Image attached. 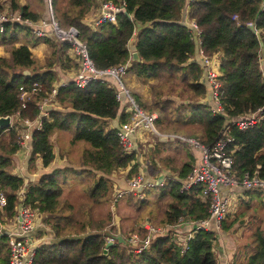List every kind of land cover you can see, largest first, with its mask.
<instances>
[{
	"label": "trees",
	"instance_id": "16d2710c",
	"mask_svg": "<svg viewBox=\"0 0 264 264\" xmlns=\"http://www.w3.org/2000/svg\"><path fill=\"white\" fill-rule=\"evenodd\" d=\"M101 1L121 5L122 11L115 15V22L87 25L84 19ZM184 3L185 0H24L22 3L0 0V12L6 7L9 12H18L21 18L0 23V46L7 54L0 56V116L12 119L8 126L0 127V195L5 202L0 207V220L9 219L15 213L16 192L23 186L14 161L20 150L23 121L39 123V128L28 130L25 164L30 170L35 169L37 159L43 167L53 161L50 137L55 132L66 131L70 144L76 141L87 144V148L80 151L78 161L83 175L89 178V185L83 186L87 201L82 204L95 205L98 215L107 203L104 195L112 188L111 176L119 170H127L126 176L133 174L137 164L131 165V161L138 152L145 153L143 171L147 177L166 169L178 178L189 172L198 153L192 148L193 156L186 154V160L171 165L174 156L160 154L166 151L167 145L172 143L181 150L186 149L184 143L167 140L151 144L147 152L143 146H136L129 154L120 156L116 130L117 124L127 119V113L122 104L115 101L112 83L107 81H90L82 88L72 81L65 82L56 88L52 97L58 107L52 106L42 116L40 105L57 80L55 63L64 70L77 67L65 54L68 43L55 39L51 33L35 35L34 27L22 21L37 22L43 10L41 17L49 22V8L59 27H72L78 32L96 68L127 64L125 74L147 84L143 96L133 90L131 94L145 112L155 113L159 131L184 132L207 147L226 127L232 140L227 149L232 150L234 168L238 173L256 170L258 176L264 178V0H192L189 3L188 18L200 30L202 53L220 54V99L226 118L210 113L207 104L202 102L208 88L201 79L196 59L192 58L194 41L190 31L180 22ZM135 23L147 25L133 34ZM43 29L50 31L49 26ZM132 39L138 60L130 59ZM39 43L47 45L50 52L43 64H39L29 50ZM259 109L262 113L251 126L238 129L232 124L239 116ZM69 172L77 173L72 167H57L24 185L22 204L43 213V221L51 232V239L35 248L33 264H217L212 251L213 233L194 231L183 251L173 240L174 233L193 229L194 224L189 221L207 215V204L197 197L198 186L179 191L178 182L174 180L142 191L145 195L155 191L154 202L163 215L160 223L180 225L168 228L165 234L154 235L147 250L133 253L124 238L122 242L117 241L115 234L126 237L136 232L141 236L139 225L144 220H135L123 229L121 216L115 217V209L124 199L137 206L150 199L140 200L130 193L122 195L115 201L111 213L115 224L110 221L109 212L101 220L91 217L89 208L85 210L81 205V211L88 214L80 220L70 216L63 226L58 217L62 203H58L57 198ZM46 213L51 217L46 218ZM148 221L153 225L159 223L151 218ZM105 236L111 237V244L103 254ZM248 242L239 246L231 257L240 258L238 264H264V230L257 228ZM7 258L5 238L0 236V264H5Z\"/></svg>",
	"mask_w": 264,
	"mask_h": 264
},
{
	"label": "built area",
	"instance_id": "2783aa9c",
	"mask_svg": "<svg viewBox=\"0 0 264 264\" xmlns=\"http://www.w3.org/2000/svg\"><path fill=\"white\" fill-rule=\"evenodd\" d=\"M120 11H122L121 5H116L110 1L99 2L98 13L93 20V26L101 22H115V15ZM232 18L235 19L236 16L233 15ZM20 19L18 12H9L5 10L0 12V23L5 21H17ZM22 21L24 24L32 26L29 20L22 19ZM38 25V28H33V33H35V35H43L44 32L41 31L40 27L49 26L50 33L55 39L68 43L67 52L77 65L71 79L76 87L82 88L90 81H107L112 83L114 99L116 102L122 104L127 113V119L124 122L118 123L116 130V135L120 144V156L129 154L131 149L136 147L135 143L142 134H146V136L149 137L154 136V138L159 140L164 137L165 140L189 143L197 149L198 153L195 157L194 164L189 172L182 178H178L171 172H161L154 177H147V175L143 173L145 167L143 156L138 152L136 159L131 161V165L137 164L135 171L125 178L123 187H118L114 184L111 194L114 201L126 193H130L138 198L141 196L144 189L164 186L169 180H176L179 184L180 191L198 186L197 197L200 198V201L207 204V215L203 219L189 221L191 224H194L190 232L173 234L174 242L178 245L180 251L186 248L187 240L196 230L213 233L214 236L219 234L221 231L220 221L224 219L227 206L230 202L229 196L226 194L222 196V189L238 191L264 190V178L259 177L256 170L251 173H238L234 168L231 155L232 150L227 149V145L232 141L231 137L227 134L228 128L224 127L219 132L216 141L207 147L200 145L195 139L190 137L184 138L176 133L169 134L158 132L154 127L155 114L145 112L124 85L127 64L102 69L96 68L88 56L85 45L79 39L78 32L72 27H59L53 18L50 8L49 22L40 20ZM186 25L194 41L193 53L195 54V58H192L196 59L195 61L201 70V79L205 81L208 88L207 94L202 99V102L207 104L210 113L226 118V111L220 99L221 82L218 69L220 55L216 52L210 55L203 54L199 47L200 30L198 26L191 19H189ZM136 32L135 30L133 34H136ZM256 60H258V58ZM55 91L56 88L54 87L49 95L53 97ZM205 99L206 101H204ZM41 107L40 105L41 115L45 116V111H42L43 109H41ZM261 113V109L256 112L245 113L233 121L232 124L238 129H244L254 124ZM23 123L28 124V121H23ZM35 126L39 128V123L36 122ZM20 137V150L17 153L19 154L21 150H23L26 154L28 151L26 143L28 132L22 131ZM127 168H129V166ZM22 193L21 189L16 192V211L12 217L0 220V236H4L6 249L8 251V258L5 264H33L35 248L39 243L51 239V232L48 234L44 233L39 238H35L31 235L35 230L49 229V227L42 222L40 213L36 208L32 209L22 204ZM4 203V198L0 195V207L3 206ZM112 207L114 208L113 205ZM143 222H145V224H140L141 236L136 232H132L126 237H122L133 253L147 250L154 235L165 234L168 228L171 229L178 226V224L153 225L148 220H144ZM104 239L105 241L111 240L108 236H105ZM213 246L212 249L214 253Z\"/></svg>",
	"mask_w": 264,
	"mask_h": 264
},
{
	"label": "rangeland",
	"instance_id": "374dc122",
	"mask_svg": "<svg viewBox=\"0 0 264 264\" xmlns=\"http://www.w3.org/2000/svg\"><path fill=\"white\" fill-rule=\"evenodd\" d=\"M5 11H8V10H5ZM132 79L133 77H130V76H127L126 79L124 78V80L127 81L125 82L126 85L124 84L125 87L127 88L130 94L131 92H133L130 87H133L135 88L134 90L135 94L139 96H143L142 94L144 93V88H145V85L143 84L144 81H140V80L132 81ZM46 113L47 112H45L44 115ZM154 127L155 128L157 127L155 125V121H154ZM156 130H158V127L156 128ZM158 132L170 134V132H161L159 130ZM177 134L183 136L184 138H188L184 132L177 133ZM142 136H146V134H142ZM142 136H140V140ZM66 137H67L66 131H58L55 138H51V140L54 141L55 143L54 151H55V155L58 158H61L60 155H62L63 153L68 154V151H67L68 145L66 143ZM146 138L147 140H149L146 142L147 145H148V142L150 141L152 142V144L157 143V142H164V141L154 138V136L153 137L146 136ZM168 142L177 143L179 141L169 140ZM77 143L78 141L72 143V151L70 152L72 154V157L73 155H75V157L72 159V163H73L72 165H74L75 167L78 166V159H79V151H78V154H76L77 148H75L77 146ZM180 143L182 144V142ZM184 146L186 149L185 151L181 150V148L179 147H175L172 143H170V145L169 144L167 145L166 151L161 152L160 154L167 155V156H174V157H171L173 158L171 165H177L180 161L186 160L185 159L187 156L186 154H189L188 156H190V154L193 156L192 148L194 147L191 146L189 143H184ZM144 150L145 152H147L146 145L144 146ZM142 154H143V159H145V162H146L145 153H142ZM24 158H25V153L23 150H21L19 154H15L14 161L17 166L15 170L16 173H20L19 168ZM148 163L149 162H147V165ZM66 175H67L66 181L63 182L61 185V189H62L61 195L60 197L57 198L58 203H62L61 213L58 214L61 225L65 226L66 224L65 220L66 218L68 220L70 216L73 219L77 217V219L80 220L82 219L81 218L82 216H85L86 214H88V212L86 211L85 213L81 211L82 206L85 210L89 208L91 217H94V218L99 217L101 220L105 219L106 214L109 212L111 216L110 221L112 222V224H114L115 218L111 214L114 212V208L112 207V205L114 206L115 204V201L113 200V196L111 197L113 186L115 184L118 187H121L124 183L125 178L128 176H126L122 172H117V174H114L111 176L110 182H111L112 188L111 189L109 188L106 190L104 198L107 200V203L101 207L100 209L101 215H98V212H97L98 208L95 205L88 206V203L86 205L82 204V202L87 201L86 196H88V194L82 189V186H85L87 184L89 185L88 183L89 178L86 176L79 177L74 172H69ZM120 181H122V183H120ZM153 192L155 191H152L150 194H147V195L142 193L141 196L138 197L140 200L141 198L150 199V200H147L143 205L137 206L133 204L131 201H126V199H124L123 202L120 204V206L117 208V210L115 209V213H116L115 217L119 218L121 216V226L123 229L127 228L126 225L134 224V221L139 220V219L149 220L151 218L153 222H159L158 224H162L160 223L161 220L163 219L162 209L159 208L157 204L154 202ZM230 192H233V191H230ZM228 196L230 197V193ZM239 196L236 197L235 199L234 198L230 199V202L227 206V211L225 213V217L222 221H220L221 232H223L226 237L225 241H228L229 243L231 242V244L233 245L237 244L238 247L244 242H248L250 240L252 233L257 228H262V230H264V190L262 191L250 190L249 192L244 191V193L240 192ZM148 209L150 211H147ZM40 216H41L42 222L45 223L43 221V213H40ZM49 217H51V214L46 213V218H49ZM143 223L145 224V222H142V224ZM232 242H236V243H232Z\"/></svg>",
	"mask_w": 264,
	"mask_h": 264
},
{
	"label": "crops",
	"instance_id": "0c3cea01",
	"mask_svg": "<svg viewBox=\"0 0 264 264\" xmlns=\"http://www.w3.org/2000/svg\"><path fill=\"white\" fill-rule=\"evenodd\" d=\"M23 1L24 0H20L21 3ZM3 10H7V8L6 9L4 8ZM188 11H189V7H188V4H186V0H185V3L183 5V7L181 9V13H180V22L184 26H187L186 24L189 22ZM43 13H44V11L42 10L40 12L39 20L37 22H35V23L31 22L32 23V27H34V28H38L39 27L38 22L40 20H43V18L41 17V15ZM97 13H98V8H97V10H94L93 13H91V15H89V17L87 16L84 19V22L87 25H93V20L97 16ZM44 27L45 26L40 27V29H41L42 32H45V34L47 35L48 33H50V31H47V29H46V31H44V29H43ZM132 42H133V39L129 42V50H130L129 52L130 53L134 51L133 50V46H132ZM29 50H30L31 55L33 56V58H35L38 61L39 64H43L44 59L50 56L49 49H48L47 45H45L44 43H39L37 45L29 47ZM65 54H67L70 57V55L68 54L67 50L65 51ZM6 55L7 54L2 50V47L0 46V56H6ZM192 57L195 58V54L194 53H193ZM54 70L57 73V80H56V82L54 84L55 88H57L61 84H64L67 81H71V79H72V77H73V75L75 73V69L74 68H70V69H66V70L60 69V67L58 66V62L55 63ZM130 77H132V76H130ZM126 78H127V74L125 76V79ZM135 80H138V79H135L133 77L132 81H135ZM125 82H127V81H125ZM143 84L145 85L144 91H145V94H146V89H147L146 88V83H143ZM130 88L133 91L135 90V88H133V87H130ZM52 99H53L52 96L48 95L47 98L41 103V106H42L41 109H43L42 111L47 112V110H49L52 106H57V104L54 101H52ZM204 101H206V99ZM36 121L37 120H35V121L33 120L32 122H28V124H24L23 123V126H24V130L23 131L28 132V130L30 128H35ZM10 123H11V118H10ZM109 126L111 127L113 125L109 124ZM56 135H57V132H55L50 137V140H51V138H55ZM69 139H70V135L67 133L66 143L68 145V148H67L68 154L63 153L62 155H60L61 158H58L55 155V151H54L55 143H54V141L51 140V144L53 143L52 150H53V153H54V159H53V161L50 164H48L45 167L42 166L40 159H37V160H35V169L30 170L25 164V161L28 158L27 157V153L28 152L25 154V158L22 160L21 166L19 168L20 169V173L18 174L19 176H21L23 178V186L20 188L22 192L24 191V185L27 186L29 183L36 181L40 177V175L45 174V173H49V172H51V170H53L54 168H57V167L58 168L72 167L77 172V173H75V174H77V176H79V177L84 176L83 175L84 172L81 170L79 164H78L77 167L72 165L73 164L72 163V159L75 157V155H73V157H72V154L70 153L72 151V144H70ZM147 141H149V140H147L146 136H142L141 140L139 138V140L135 143V145L136 146H143V147L146 145L147 149H148V147L151 146L152 142L151 141L148 142V145H147V143H146ZM75 148H77L76 154H78V151H79V154H80V151L82 149L87 148V144H85L84 142L78 141L77 146ZM78 161H79V159H78ZM144 164H146V162ZM118 172H122L123 174L126 175L125 170H119ZM161 172H170V171L166 170V169H160L157 172V175L159 173H161ZM172 174H174V173H172ZM156 177H158V176H156ZM65 181H66V179H65ZM82 189H83V186H82ZM230 191H233V192H230ZM230 191L227 190V189H222L221 190V194H222V196H224V194H226L228 196L229 193H230V198L229 199H233V198L235 199L236 196L238 197L240 195V192L244 193V191H238V190H230ZM252 191H255V190H252ZM256 191H258V190H256ZM234 195H236V196H234ZM239 197H241V196H239ZM220 232H219V234H217L215 236L214 246H213L217 264H238L240 258L235 260V258H234L235 256L231 257V254L233 252H235V251L237 252V248H238L237 244L233 245V244H231V242L229 243L228 241H225L226 237H225L224 233L223 232L220 233ZM44 233L48 234V233H50V230L48 228L47 229L35 230V231H33L31 233V235L33 237H35V238H39ZM232 243H236V242H232ZM247 243H249V242H244L241 245H245Z\"/></svg>",
	"mask_w": 264,
	"mask_h": 264
},
{
	"label": "water",
	"instance_id": "95a60500",
	"mask_svg": "<svg viewBox=\"0 0 264 264\" xmlns=\"http://www.w3.org/2000/svg\"><path fill=\"white\" fill-rule=\"evenodd\" d=\"M51 10V9H50ZM146 25H147V23H143V24H140V23H135V30L136 31H138V30H140V29H143L144 27H146ZM250 28H252V25L250 24V25H248ZM259 44L261 45V42H259ZM130 59H132V60H138L139 58H138V55H137V53L135 52V51H133V52H131V54H130ZM10 124V117L9 116H0V127L1 126H8ZM22 127H23V125H22ZM161 141H165V138L164 137H162L161 138ZM116 237V239H117V241H123V239L121 238V236H119V235H117V236H115ZM111 244V242L110 241H108V242H106V244H105V246H104V248H103V254H105V252H106V248H107V246H109Z\"/></svg>",
	"mask_w": 264,
	"mask_h": 264
},
{
	"label": "clouds",
	"instance_id": "9594fccd",
	"mask_svg": "<svg viewBox=\"0 0 264 264\" xmlns=\"http://www.w3.org/2000/svg\"><path fill=\"white\" fill-rule=\"evenodd\" d=\"M191 1H189V0H186V4H188V7H189V3H190ZM248 25H250V24H248ZM216 53H218V52H216ZM219 54V53H218ZM220 55V54H219ZM125 83V82H124ZM125 85H126V83H125ZM10 117V116H9ZM177 134V133H176ZM188 137V136H187ZM161 140V139H160ZM165 141H167V140H165ZM169 141V140H168ZM144 162H145V160H144ZM126 169H128V168H126ZM125 172L127 173V170H125ZM169 183H170V180L168 181ZM167 182V183H168ZM166 183V184H167ZM165 184V185H166ZM178 186H179V184H178ZM155 187H162V186H155ZM154 188V187H153ZM186 190H188V189H186ZM180 191V190H179ZM183 191V190H182ZM115 224V223H114ZM183 224V223H182ZM154 225H163V224H154ZM178 225H180V224H178ZM179 234H183V233H179ZM115 236H117V234H115ZM110 239H111V237L110 236H108ZM122 238V237H121ZM173 240H174V236H173ZM108 241H110L111 242V240H108ZM108 241H106V242H108ZM176 244V243H175ZM176 246H178L177 244H176Z\"/></svg>",
	"mask_w": 264,
	"mask_h": 264
}]
</instances>
